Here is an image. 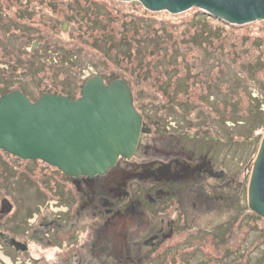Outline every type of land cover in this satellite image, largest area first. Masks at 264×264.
I'll list each match as a JSON object with an SVG mask.
<instances>
[{"label": "rangeland", "instance_id": "374dc122", "mask_svg": "<svg viewBox=\"0 0 264 264\" xmlns=\"http://www.w3.org/2000/svg\"><path fill=\"white\" fill-rule=\"evenodd\" d=\"M116 1L0 0V51H3L0 94L20 89L31 100L45 92L74 98L80 96V88L89 76L124 78L130 84L135 106L146 117L154 120L167 114L174 117L173 129L207 137L206 145H214L215 167L225 168L230 176V190L235 191L234 203L230 204L214 198L221 191L216 185H222L223 181L212 184V179L203 176L197 182L191 176L183 180L190 182V186L184 187L186 191L181 192L182 201L188 204L186 224L164 239L159 238L155 244L161 247L159 262L155 260L157 264H264V218L258 217L247 205L250 171L264 134V20L236 25L206 14L207 17L195 6L170 13L147 10L138 0ZM201 29L212 43L220 45L223 57L212 54V46L206 48V55L200 50L202 53L194 58L184 56L181 52L186 45L184 41L191 43L193 31ZM156 30L166 32L168 44L159 43L161 35L154 44ZM138 61L146 69L140 77L129 71ZM194 66L202 70L195 74ZM176 84L182 93L173 103L162 96L161 89L166 94V85ZM184 103L189 106L181 107ZM190 106L195 109V115L189 112ZM183 110L185 114L180 112ZM222 111L229 115L226 126L215 118L216 112ZM200 117L206 125L197 121ZM11 156L0 149V163L6 164L2 167L7 166L12 173L8 187L0 189V201L8 197L14 210L6 219L0 216V264H57L60 253L49 248L48 227L43 229L38 216L42 206H47L45 217L55 216L56 211L66 217L67 203L52 204L53 200H48L43 204L44 192H51L48 177L52 174L59 177L63 172L45 163L31 162L27 173L22 169L26 162ZM151 157L157 156L151 152ZM9 161L13 162L12 166ZM148 180L156 187L164 181L160 175L156 178L153 174ZM59 183L58 188H62L63 182ZM123 183L128 187L129 177ZM102 185L100 193L87 191L92 204L122 201L109 191L111 196L106 195L107 200L102 198L101 191L111 190L114 182H108L106 187ZM126 186L119 191L126 190ZM100 208L109 220L111 215L105 214L106 207ZM165 208L163 213L153 214L152 219L159 223L161 218L167 221L181 213L173 206ZM97 219L100 217L90 220L92 228L86 234L89 237H94L99 228L93 227ZM128 228L132 232L127 236L128 245L137 239L138 245L145 247V254L149 250L154 252L144 246L145 237L130 239L134 228L133 225ZM83 234L80 233L81 239ZM9 239L27 242L28 248L14 253V247L6 242ZM103 242L104 238L101 247ZM104 249L125 250V242L114 240Z\"/></svg>", "mask_w": 264, "mask_h": 264}, {"label": "flooded vegetation", "instance_id": "af4514ba", "mask_svg": "<svg viewBox=\"0 0 264 264\" xmlns=\"http://www.w3.org/2000/svg\"><path fill=\"white\" fill-rule=\"evenodd\" d=\"M165 112L167 113V111ZM173 120L174 117L167 114L163 118H154V120L149 116L144 117L143 123L146 126H151L152 129L140 137L138 147L132 158L121 157L117 160L113 170L108 172L109 174L112 173L109 176L112 177L111 180L104 175L93 178L79 176L73 180L63 175L54 177L52 174L51 177H48V182L51 183H49L51 192H47L49 196L42 190L44 187L40 188L44 192V199H46H43V204L48 203V200H53L52 204L61 203L64 205L67 203V211H64L67 218L58 211H56L55 216L52 214L53 216L45 217L47 213H44V210L47 206L39 212V218H41L39 223L43 224V229L48 227L46 228V239L49 248L57 249L60 253L57 264H146L148 259H150L148 264H157L155 260L158 261V252L161 247L155 246V244L159 238L164 239L176 229L179 230L181 226L182 228L185 227L186 224L185 211L188 209V204L182 201L181 198L184 194L181 192L186 191L184 187L190 186V182L183 180L191 176L197 182L203 176L217 182V180L224 181L228 177L225 168L215 167V158L212 155L214 145H206L208 144L207 137L201 133H187L173 129L171 127V124L174 123ZM151 152L157 156L155 159L152 157L150 159ZM23 170L29 172L27 167H23ZM158 173H160V179H164V181L159 182L161 185L156 187L148 178L151 174L159 178ZM126 177H129L130 181L128 187L127 184L123 183ZM59 181L63 182L62 185L64 184L62 188H58L61 185ZM65 181L69 184L67 185ZM111 181L114 182L112 185L114 187L111 190L101 191L104 192L102 198L108 194L111 196L113 192L122 198V201H108L105 198L107 200L105 203L92 204L90 193L87 191L91 189L94 192L96 190L99 192L100 188H104L102 187L103 183L106 187V184ZM222 183L224 184L222 187L225 186L227 190L224 189L220 193H216L214 198L223 200V202H230V204L231 202L234 203L235 191L230 190L229 187L231 181L230 183L226 181ZM41 185H44V181ZM123 185L127 189L120 192L119 189H122ZM220 185H216V187L219 188ZM175 203L179 204L176 206ZM101 206L106 207L105 214L110 213V221L107 220L108 217L102 215ZM171 206L179 209L180 215H172L167 220L168 222L161 218L160 222L157 223L158 220L152 219L154 215L163 213L162 210L165 207L167 209ZM98 216L100 219H97V224H100H95L93 227L98 226L99 228L94 237L92 235L89 237L86 234L92 228L90 220ZM103 220L105 221L103 222ZM132 225L134 232L130 239L134 240L137 237L143 239L145 237L144 246L153 249L155 253L149 250L148 254H145L143 252L145 247L138 245L139 240L137 239L135 243L129 242L128 245L127 236L132 234L128 231V227ZM94 229L96 230V228ZM113 230L118 231L111 233ZM80 233H84L82 235L84 239L80 238ZM103 238L105 242L101 247L100 244L102 243L100 242ZM114 240L116 243L124 241L125 250L120 249L112 252L104 249V247L112 244L109 241L114 243ZM147 243L148 245H146ZM153 253L154 255H152Z\"/></svg>", "mask_w": 264, "mask_h": 264}, {"label": "water", "instance_id": "95a60500", "mask_svg": "<svg viewBox=\"0 0 264 264\" xmlns=\"http://www.w3.org/2000/svg\"><path fill=\"white\" fill-rule=\"evenodd\" d=\"M138 1L147 10L170 13L195 6L236 25L264 20V0ZM80 92L81 95L74 99L63 94L44 93L35 101L18 89L2 94L0 149L22 159L43 160L71 178L103 174L119 156L131 158L140 133L148 132V128L142 125V117L134 108L132 90L126 80L118 77L106 85L101 75H95L84 82ZM38 128L41 130L34 133ZM64 129L62 135L60 132ZM68 130L72 131V137L75 130L77 138L85 132L84 141L66 140ZM83 158L93 163L87 168L76 169ZM253 163L247 184L248 207L264 218V135ZM5 202L3 200V205ZM12 243L16 249L26 248L19 241Z\"/></svg>", "mask_w": 264, "mask_h": 264}, {"label": "trees", "instance_id": "16d2710c", "mask_svg": "<svg viewBox=\"0 0 264 264\" xmlns=\"http://www.w3.org/2000/svg\"><path fill=\"white\" fill-rule=\"evenodd\" d=\"M113 2H115L116 0H112ZM48 2H50V1H48ZM116 2H118V1H116ZM25 11H23V13H24ZM7 21H8V24L10 23V20L9 19H7ZM155 32V34H156V37H157V39H154L153 41H154V44H155V42H157V40H158V38L160 37L159 35H161V37L159 38L160 39V42L159 43H165V44H168L167 42L169 41V39H167L166 38V40H165V36H166V32H164V31H159V30H156V31H154ZM161 32V33H160ZM205 30H195V31H193V33L194 34H192V36H194V37H192V42L191 43H188L187 41H184V43L186 44L183 48V50L181 51V52H183V54H184V56L185 55H187V57L188 58H194L197 54H199V52L200 53H202V54H205L206 55V53H207V50H206V48L209 46H212V50L210 51L212 54H215V55H217L218 57L219 56H221V57H223V55H224V52L221 50V47H220V45H215V43L213 42H211L209 39H208V37H207V35H205ZM158 33V34H157ZM196 37H198V38H196ZM215 38H218V37H215ZM189 41V40H188ZM118 44L120 43V42H117ZM179 43H181V41H179ZM222 43V42H221ZM113 45H116V43L115 44H113ZM177 46V45H176ZM183 46V45H182ZM200 50H202V52L200 51ZM221 50V51H220ZM205 51V52H204ZM116 52H114V54H115ZM3 54V51L1 50L0 51V55H2ZM127 62V61H126ZM139 63H137L136 65L134 64V66H132V67H134V68H129V71L130 72H134V74L135 75H137V76H143L142 75V73L144 72L143 70H146V69H143L142 67H140L139 66V64H141L140 63V61H138ZM149 64V63H148ZM150 65V64H149ZM137 66H138V68H137ZM196 67V68H195ZM195 70H193L194 72H195V74H198L197 72H199L200 71V66H194L193 67ZM198 68V69H197ZM178 69V71H179V73H180V68L178 67L177 68ZM202 70V69H201ZM140 74V75H139ZM153 74V73H152ZM194 74V75H195ZM149 75V74H148ZM112 76V77H111ZM110 77L111 78H108L107 77V79H106V77L105 76H102L103 77V79H104V81H105V83H107V82H109L110 80H112L113 78H118L119 76H116V75H111ZM155 77V76H154ZM148 79H152V78H150V77H147ZM124 79V78H123ZM154 79H156V77L154 78ZM167 87H166V94H165V91H164V88L163 89H161V94H162V96L164 97H166L169 101H171V100H173V103H175V100H179L181 97H180V94L182 93V91H180V89H178L177 88V84L175 85V86H168V85H166ZM178 89V92H179V95L176 93V90ZM133 93V92H132ZM179 98V99H178ZM191 103V102H190ZM181 105V104H180ZM175 106H178L177 104L175 105ZM187 106H189L188 105V103H184V104H182L181 105V107H187ZM191 107V106H190ZM182 110V109H181ZM188 110H189V112L191 113V114H193V115H195L194 114V108H192L191 107V109H189L188 108ZM180 112H184V110L183 111H180ZM193 112V113H192ZM184 114H185V112H184ZM150 115V114H149ZM224 115V116H223ZM145 117L147 116V115H144ZM229 115H228V113H225V112H221V113H218V112H216V116H215V118H217V119H219L218 121H220L221 122V125H222V123H223V125L224 126H226V121L229 119V117H228ZM214 118V119H215ZM216 119V120H217ZM203 120H205V119H202L201 117L197 120V121H199V122H202V123H204L205 121H203ZM208 121V120H207ZM201 123V124H202ZM203 125H206L205 123L203 124ZM207 130V129H206ZM214 130V129H213ZM198 131V130H197ZM216 131V130H215ZM12 158H15V156H11ZM17 159V158H16ZM7 163H11V166L13 165V162L11 161H9V162H7ZM1 164V163H0ZM2 165H6V164H1V168H0V189H2L3 190V188H7L8 187V185H7V182L9 181L8 179L10 178V174L12 175V173H10V169L8 168V169H6L7 168V166L5 167V166H3L2 167ZM3 196V195H2ZM0 216H2L3 218L6 216H8V215H5V216H3V215H0ZM6 217H5V219H6ZM9 217V216H8ZM9 240H7L6 242L8 243V245H9V242H8ZM30 254V253H29ZM31 255V254H30ZM25 257V256H24ZM38 259V258H37Z\"/></svg>", "mask_w": 264, "mask_h": 264}, {"label": "bare ground", "instance_id": "6f19581e", "mask_svg": "<svg viewBox=\"0 0 264 264\" xmlns=\"http://www.w3.org/2000/svg\"><path fill=\"white\" fill-rule=\"evenodd\" d=\"M119 1V0H118ZM131 1H134V0H131ZM140 2V1H139ZM141 3V2H140ZM142 4V3H141ZM204 12V11H203ZM205 13V16H207V15H210V16H212V18H218V17H214L213 15H211L210 13H208L207 11H205L204 12ZM207 14V15H206ZM208 17V16H207ZM221 19V18H220ZM222 20V19H221ZM224 21V20H223ZM224 22H226V21H224ZM226 23H229V22H226ZM244 24H246V23H244ZM127 82V81H126ZM128 83V82H127ZM107 85V84H106ZM128 85H129V87H130V84L128 83ZM134 108H135V110H136V112H138V113H140V115L142 116V115H144L143 114V112H140V109L138 108V107H136L135 106V104H134ZM219 120V119H218ZM146 128H148V132H143L142 133V135L141 136H143V134L144 133H149L150 132V130L152 129V127L151 126H149V125H147L146 126ZM41 129H42V127H41ZM40 128H38V129H36V131L34 132V133H36V132H38V131H40L41 130ZM65 131V129L63 130V131H61L60 133H62V135H63V132ZM75 130H73V137L72 136H70V132H72V131H69L68 130V132L66 133L67 134V136H65L66 138H68V139H66V140H70L71 139V142H74L75 141V139L76 140H78V141H80V142H83L84 141V133L85 132H83V134H81V135H79V137L77 138V137H75L76 136V131L74 132ZM68 134H69V137H68ZM140 140V139H139ZM139 144V141H138V143H137V145ZM65 151V150H64ZM69 153V152H68ZM84 160H82V161H80V163L78 162V164H77V166H76V169H77V167H79V168H87L89 165H91L93 162L91 161L90 162V164H89V162L87 161V159H85V158H83ZM254 164V163H253ZM114 166V165H113ZM110 167L109 169H108V171H106L105 173H103V174H99V177H100V175H104V177H106V178H109L110 180H111V178L112 177H109V176H111V174H109L108 172H110L111 170H113V168L114 167ZM73 169L75 168V167H72ZM251 169H252V167H251ZM251 172V171H250ZM79 176H86V175H79ZM96 175H93V176H91V177H89V178H93V177H95ZM87 177V176H86ZM230 177V176H229ZM229 177H227V178H225V180L224 181H226V182H230V180L228 179ZM232 178V177H231ZM234 178V177H233ZM232 178V179H233ZM223 181V182H224ZM214 182L215 181H213V183L212 184H214ZM222 185H224L223 183H222ZM222 185H220L219 186V188H220V190H224V189H226L227 190V188L224 186V187H222ZM214 196H216V195H214ZM3 197V196H2ZM4 199H7V200H9L8 199V197H3ZM248 205V204H247ZM43 207V206H42ZM41 207V208H42ZM44 208V207H43ZM250 209V208H249ZM42 210V209H41ZM252 210V209H251ZM253 211V210H252ZM44 212H45V210H44ZM254 212V211H253ZM255 213V212H254ZM256 214V213H255ZM257 215V214H256ZM258 216V215H257ZM259 217V216H258ZM261 217V216H260ZM109 242H111V241H109ZM112 243V242H111Z\"/></svg>", "mask_w": 264, "mask_h": 264}]
</instances>
